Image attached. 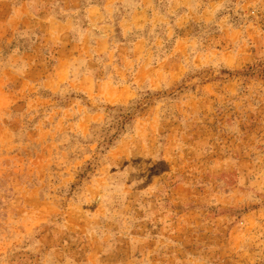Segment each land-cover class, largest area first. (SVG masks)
<instances>
[{"label":"rangeland","instance_id":"rangeland-1","mask_svg":"<svg viewBox=\"0 0 264 264\" xmlns=\"http://www.w3.org/2000/svg\"><path fill=\"white\" fill-rule=\"evenodd\" d=\"M0 264H264V0H0Z\"/></svg>","mask_w":264,"mask_h":264}]
</instances>
